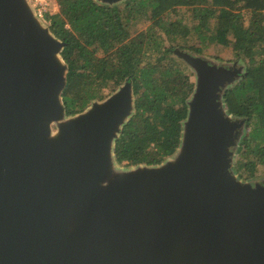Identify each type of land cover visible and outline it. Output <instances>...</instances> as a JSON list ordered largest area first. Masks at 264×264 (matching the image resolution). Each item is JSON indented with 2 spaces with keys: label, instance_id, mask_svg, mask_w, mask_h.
<instances>
[{
  "label": "water",
  "instance_id": "1",
  "mask_svg": "<svg viewBox=\"0 0 264 264\" xmlns=\"http://www.w3.org/2000/svg\"><path fill=\"white\" fill-rule=\"evenodd\" d=\"M65 46L29 0H0V264H264V181L239 178L248 119L224 103L245 67L174 49L195 74L181 145L125 167L132 82L68 117Z\"/></svg>",
  "mask_w": 264,
  "mask_h": 264
},
{
  "label": "trees",
  "instance_id": "2",
  "mask_svg": "<svg viewBox=\"0 0 264 264\" xmlns=\"http://www.w3.org/2000/svg\"><path fill=\"white\" fill-rule=\"evenodd\" d=\"M56 2L59 13L48 26L66 44L61 53L68 66L62 95L66 115H78L132 82L135 112L115 142L120 166L160 165L181 145L195 83L186 64L171 55L174 47L164 49V43L200 56L212 44L228 45L233 35V51L249 65L247 75L224 94V103L234 118L253 125L235 169L248 181L258 166L264 168V0H126L114 6L95 0ZM196 38L199 46L192 47Z\"/></svg>",
  "mask_w": 264,
  "mask_h": 264
},
{
  "label": "rangeland",
  "instance_id": "3",
  "mask_svg": "<svg viewBox=\"0 0 264 264\" xmlns=\"http://www.w3.org/2000/svg\"><path fill=\"white\" fill-rule=\"evenodd\" d=\"M58 5V4H57ZM57 12L59 13V6H58V10ZM41 20V19H40ZM46 24V23H45ZM49 25V24H46ZM210 28L211 29H215L217 27L216 22L212 21L210 24ZM149 26V24L147 26H142V27H136L133 30V36H135L136 34H138L139 32L143 31L144 29H146ZM228 40H229V44L228 45H217V44H212L210 46V48L204 49L203 53L200 56H203L204 58H207L208 60L215 62V63H223V64H231L233 65L234 63L238 62L239 65H242L245 67V69H247L248 65H249V61L247 59H244L243 57L235 54V52L233 51V45L231 43V41L233 40V35H229L228 36ZM192 47H198L199 46V40L196 38L194 41L191 42ZM171 45L174 47V49H181L184 50L186 52H190L192 53L189 49H184L182 47H178L177 43H173L170 44L168 41H166L164 43V49H167L169 47H171ZM171 55L178 58L176 55H174L173 50L171 52ZM155 57V56H154ZM180 61H182L180 59ZM182 63H184L182 61ZM187 69H188V73H191L193 75V80L195 81V74L194 72L186 65ZM111 90H109L108 88L104 89V94L105 95H109ZM253 128V125H251L249 122L247 123L246 126V136L245 138H247L251 132ZM243 145H240V148ZM239 148V150H240ZM239 151H237V154L235 156V161H234V166L236 167L238 160L240 159V154L238 153ZM245 175L247 176V174L245 173ZM243 182H253V183H261L264 181V168L262 166H258L257 171L255 173V175L253 176V178H251L250 180H245L244 178H240Z\"/></svg>",
  "mask_w": 264,
  "mask_h": 264
},
{
  "label": "built area",
  "instance_id": "4",
  "mask_svg": "<svg viewBox=\"0 0 264 264\" xmlns=\"http://www.w3.org/2000/svg\"><path fill=\"white\" fill-rule=\"evenodd\" d=\"M39 19L49 24V18L56 15L58 5L56 0H29Z\"/></svg>",
  "mask_w": 264,
  "mask_h": 264
}]
</instances>
